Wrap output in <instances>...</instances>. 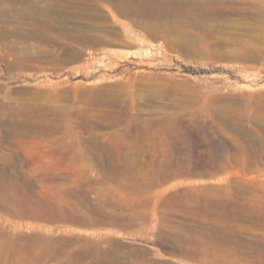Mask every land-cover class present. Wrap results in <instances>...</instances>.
Listing matches in <instances>:
<instances>
[{"label": "rangeland", "instance_id": "374dc122", "mask_svg": "<svg viewBox=\"0 0 264 264\" xmlns=\"http://www.w3.org/2000/svg\"><path fill=\"white\" fill-rule=\"evenodd\" d=\"M93 1L90 18L64 6L47 14L57 26L66 11L59 32L109 35L90 44L61 37L80 59L31 37L32 18L17 29V13L0 19L37 55L18 53L9 65L0 41V238L86 260L96 249L117 264H264V0H189L196 22L180 28L173 15L147 28L115 0Z\"/></svg>", "mask_w": 264, "mask_h": 264}, {"label": "bare ground", "instance_id": "6f19581e", "mask_svg": "<svg viewBox=\"0 0 264 264\" xmlns=\"http://www.w3.org/2000/svg\"><path fill=\"white\" fill-rule=\"evenodd\" d=\"M7 2L8 3V8L7 9H1L0 8V19L2 20V14L4 13L7 17H13V15L15 13H17L19 15V17H17L18 22L16 24L15 29L21 27V25L23 24V18L24 17H30L33 19V21L35 22V24L38 25V32L37 33H30L31 37H34L36 39L39 40V43H44L45 45H47L48 47H55L56 50H54L53 52L56 53L57 57H67L70 59H78L81 56V51L78 50V48L73 47H65L63 46V43L61 42V37H63L64 39H70V40H80L82 42V44H90L93 41H97L98 43L101 41H104L106 38L108 39V36L105 37H100V36H90V35H76L74 33H62L59 32L61 29H64V24H63V20L61 18L62 14H64L66 11H68L69 13H71L72 16L74 17H83V18H90L92 16H90V12L88 13V9L91 8L92 6H95V2L93 0H67V2H64L63 0H53V4L52 5H41V6H37V5H31L29 7H22L21 8H17L18 4H22L24 2H28L30 0H0V4L3 2ZM35 1V0H34ZM41 1V0H40ZM45 1V0H44ZM52 1V0H51ZM49 0V4H51V2ZM210 1V0H209ZM33 2V1H32ZM47 2V1H46ZM46 2H43V4H47ZM94 2V3H93ZM41 4V3H40ZM27 5V4H26ZM115 5L118 9V11L126 16H129L131 18V20L133 21V23L138 24V25H142L145 26L147 28H149L150 26L153 25L152 22V18H157V16H162V15H173L175 17V23L179 24V28L180 26H184L182 25V23L185 24L184 21H186V23H194L196 22L195 18L193 16H190L192 14V12H194V6H197L196 4H193L191 1L189 0H115ZM1 6V5H0ZM60 8V6H64L63 8L66 10L64 11V13L58 11L57 16V26H53L52 22L49 20V18H47V14L51 9L55 10L56 7ZM97 8V7H96ZM100 8V7H99ZM114 8V7H113ZM35 9L40 13V16H34V12ZM103 9V8H102ZM101 9V10H102ZM114 10V9H113ZM57 11V10H56ZM202 11V10H201ZM219 11V10H218ZM113 12V11H110ZM54 13V12H53ZM114 13V12H113ZM197 13V12H196ZM55 14V13H54ZM53 14V15H54ZM91 15H93L91 13ZM114 16V15H113ZM198 16V15H197ZM97 19H100L102 17V14L100 12L97 13V15L95 16ZM117 17V15H116ZM151 17V20H150ZM200 17V16H199ZM73 18V17H71ZM70 19V18H69ZM76 21L77 18H75ZM116 20V19H115ZM156 20V19H154ZM12 21V20H11ZM7 22V21H6ZM10 22V21H9ZM13 22V21H12ZM75 22V21H74ZM90 22V21H89ZM1 23V22H0ZM15 23V22H14ZM56 23V22H55ZM91 23V22H90ZM123 23V22H121ZM77 24V23H76ZM10 25V24H9ZM15 25V24H14ZM24 25V24H23ZM27 25V24H26ZM75 25V24H73ZM93 25V24H92ZM197 25V24H196ZM199 25V24H198ZM31 28V25H29ZM34 26V25H33ZM78 27H80L79 25H77ZM76 26V27H77ZM94 26V25H93ZM12 27V28H14ZM25 27V26H23ZM22 27V28H23ZM74 27V26H73ZM82 27V26H81ZM190 27V26H188ZM187 27V28H188ZM197 27V26H196ZM195 27V28H196ZM200 27V26H199ZM29 28V29H30ZM84 28L90 29L92 28L91 25L86 24L84 26ZM176 28V27H175ZM15 29L9 31L7 28L1 27L0 28V41L3 43L4 48L6 47V50L4 52H2L4 54V57L10 58V59H14L13 61H10L8 64L9 65H14L15 63L18 62V53L23 54V56L26 58V60L32 61L35 60L37 58V55L34 54H30L25 52V50L22 48L20 49L19 46H17V43L19 42H23V40H25V38H27L26 36L21 35L20 33L22 32H17ZM79 29V28H78ZM177 29V28H176ZM32 30V29H31ZM49 30H56V32H59L61 34H56V36L51 37L49 36L47 33L49 32ZM70 30V29H69ZM77 30V29H76ZM93 30V29H92ZM105 30H108L109 32L112 33H119L117 30V26L110 24L105 26ZM181 30V29H180ZM184 30V28H183ZM182 30V32H184ZM192 30V29H191ZM195 30V29H194ZM197 30V29H196ZM79 31V30H78ZM193 31V30H192ZM85 32V31H84ZM94 32V31H93ZM180 32V31H179ZM178 32V33H179ZM24 33V32H23ZM103 33V32H102ZM185 33V32H184ZM187 33V31H186ZM26 34V33H25ZM29 34V33H28ZM98 34V33H97ZM194 34V33H192ZM93 35V34H92ZM183 35V34H181ZM196 35V32H195ZM14 36V38L11 39V37ZM191 36V35H190ZM198 36V35H197ZM184 38V37H183ZM194 38V37H193ZM195 39V38H194ZM203 39V38H202ZM111 40V39H108ZM114 41H116L115 39H113ZM187 40V39H186ZM28 41V40H27ZM118 41V39H117ZM188 41V40H187ZM192 41V40H191ZM196 41V40H195ZM69 42V41H68ZM193 42V41H192ZM198 42V41H197ZM38 43V42H37ZM191 43V42H190ZM189 43V44H190ZM196 43V42H195ZM194 43V44H195ZM1 44V43H0ZM20 44V43H19ZM18 44V45H19ZM31 44V41H30ZM34 44L35 41H34ZM68 44V43H67ZM125 44V43H124ZM22 45V44H21ZM32 45V44H31ZM42 45V44H41ZM92 45V44H91ZM185 45V44H184ZM193 45V44H192ZM26 46V45H25ZM24 46V47H25ZM83 46V45H82ZM87 46V45H86ZM27 47V46H26ZM35 47V46H34ZM37 47V46H36ZM78 47V45H77ZM93 47V46H92ZM194 47V46H193ZM191 46V49H194ZM33 48V47H32ZM190 48V46H189ZM198 48V46H197ZM31 49V48H30ZM50 49V48H48ZM196 49V48H195ZM194 49V50H195ZM60 50L59 53H57ZM38 51L40 53H42L43 51H48L45 50L43 48V46H39ZM23 52V53H22ZM51 52V51H48ZM53 54V53H52ZM20 55V54H19ZM10 56V57H8ZM56 58V57H55ZM6 59V58H5ZM80 59V58H79ZM38 60V59H37ZM7 61V59H6ZM36 61V60H35ZM30 63H27L26 65H29ZM41 93V92H40ZM103 97V96H102ZM20 99V98H19ZM7 101V100H6ZM9 101V100H8ZM30 103V102H29ZM101 103V102H100ZM27 104V103H26ZM5 105V104H4ZM10 108V106H8ZM3 108V107H2ZM29 108V107H28ZM13 109V108H12ZM11 109V110H12ZM22 109V108H21ZM7 110V107H6ZM27 112V111H26ZM17 115V114H16ZM14 115V117L16 116ZM13 116V115H12ZM16 122V121H15ZM21 123V122H20ZM11 124V123H10ZM19 124V123H18ZM16 125V124H15ZM40 127V126H39ZM21 129V128H20ZM42 129V128H41ZM36 130V129H35ZM18 131V130H17ZM16 131V132H17ZM23 133V132H22ZM146 133V132H145ZM143 135V134H142ZM127 136V135H126ZM96 144V143H95ZM96 146V145H95ZM94 148V147H93ZM97 152L99 151L96 150ZM102 151V150H101ZM106 152V151H105ZM101 154V153H99ZM101 159V157H100ZM100 161V160H99ZM5 163V162H4ZM162 175V174H161ZM25 178V175H24ZM10 188V187H9ZM70 190V189H69ZM4 191V190H3ZM24 191V190H23ZM75 191V190H74ZM6 192V191H5ZM11 192V191H10ZM35 192V191H34ZM7 194V193H6ZM70 194V193H69ZM72 195V193H71ZM8 197V196H7ZM10 197V196H9ZM75 198V197H74ZM87 198V197H85ZM80 201V199H79ZM227 201V200H226ZM80 203V202H79ZM44 204V203H42ZM69 204V202H68ZM41 205V204H40ZM65 205V204H64ZM34 206V205H33ZM50 206V205H49ZM79 206V205H78ZM95 206V205H94ZM214 206V205H213ZM20 207V206H19ZM72 207V206H71ZM215 207V206H214ZM51 208V206H50ZM33 209V208H32ZM41 209V208H40ZM43 209V208H42ZM46 209V207H45ZM68 209V207L66 208ZM95 209V208H94ZM242 209V208H241ZM6 210V209H5ZM34 210V209H33ZM50 210V209H48ZM63 210V209H62ZM76 210V208H75ZM103 210V209H102ZM215 210V208H214ZM212 210V212L214 211ZM35 211V210H34ZM47 211V210H44ZM51 211V210H50ZM69 211V210H68ZM216 211V210H215ZM214 211V212H215ZM40 212V211H39ZM48 212V211H47ZM84 212V211H83ZM82 212V213H83ZM87 212V211H86ZM92 212V211H91ZM207 212V211H206ZM209 212V211H208ZM229 212V210H228ZM227 212V213H228ZM45 213V212H44ZM108 213V212H107ZM13 214V213H12ZM36 214V213H35ZM40 214V213H39ZM46 214V213H45ZM49 214V213H48ZM72 214V213H71ZM230 214V213H229ZM237 214V213H236ZM240 214V213H239ZM32 215V214H31ZM83 215V214H82ZM245 215V214H244ZM84 216V215H83ZM7 217V216H6ZM37 217V216H36ZM44 217V216H43ZM87 217V216H86ZM132 217V216H131ZM203 217V216H202ZM22 218V217H21ZM53 218V216H52ZM50 218V219H52ZM55 218V217H54ZM110 218V217H109ZM239 218V217H238ZM255 218V217H254ZM67 219V218H66ZM87 219V218H86ZM97 219V218H96ZM226 219V218H225ZM234 219V218H233ZM259 219V218H258ZM64 220V219H63ZM205 220V219H204ZM217 220V219H216ZM56 221V220H55ZM108 221V220H107ZM118 221V220H117ZM248 221V220H246ZM245 221V222H246ZM264 221V220H263ZM262 221V222H263ZM24 222V221H23ZM34 222V221H33ZM116 222V220H115ZM240 222V220H239ZM114 223V222H113ZM117 223V222H116ZM258 223V222H257ZM12 224V223H11ZM30 224V223H29ZM109 224V223H108ZM253 224V222H252ZM27 225V224H26ZM37 225V224H36ZM86 225V224H85ZM115 225V224H114ZM128 225V224H127ZM232 226V225H231ZM127 227V226H126ZM259 227V226H258ZM2 228V227H1ZM203 228V227H202ZM218 228V227H217ZM198 230V229H197ZM222 230V229H221ZM238 230V229H237ZM262 231V230H261ZM201 232V231H200ZM263 232V231H262ZM206 233V232H204ZM203 233V234H204ZM224 231H217V238H220V236L222 237L224 235ZM17 235V234H16ZM186 236V235H185ZM210 236V235H209ZM212 236V235H211ZM180 237V236H179ZM2 238V237H1ZM0 238V264H48V261L50 260H54V264H63L62 262L64 261H69V264H117L118 263V259L115 258L117 257L116 252L115 255L116 256H112L111 254H109L108 252L104 253V252H98V251H88V255L91 254L93 255V259L90 260H86L84 257H86L85 253H79V254H75V256H72L73 254H71V256L69 257L67 253L65 252H61L58 250H47V251H43V252H39L37 251V249L35 248H29L28 246L31 247V245H23L17 248L15 245L14 248V242L10 241L9 238L7 237H3L2 239ZM35 238V237H34ZM57 238V237H56ZM173 238V237H172ZM28 240V239H27ZM54 240V239H52ZM57 240V239H56ZM55 240V241H56ZM63 240V238H62ZM215 240V238H214ZM254 240V238H253ZM16 241V240H15ZM32 241V240H31ZM185 241V240H184ZM217 241V240H216ZM219 241V240H218ZM28 242V241H27ZM57 242V241H56ZM64 242V240L60 243L62 245V243ZM66 242V241H65ZM76 242V241H75ZM201 242V241H200ZM225 242V241H224ZM67 243V242H66ZM73 244V242H71ZM87 243V242H86ZM221 243V242H220ZM247 243V242H246ZM257 243V242H256ZM40 244V243H39ZM71 244V245H72ZM80 244V243H79ZM195 244V243H194ZM60 245V246H61ZM66 245V244H64ZM62 245V246H64ZM78 243L76 244V248H77ZM87 244H85L84 246H86ZM207 244H205L206 246ZM222 245V244H221ZM241 245V244H240ZM259 245V244H258ZM41 246V245H40ZM43 246V245H42ZM59 246V247H60ZM82 246V245H81ZM90 246V245H89ZM194 246V245H193ZM198 248V245H196ZM213 246V245H211ZM220 246V244H219ZM44 247V246H43ZM97 247V246H95ZM181 247V246H180ZM223 247V246H222ZM260 247V246H259ZM67 248V247H65ZM65 248H63L62 250H64ZM79 248V247H78ZM77 248V250H78ZM82 248V247H81ZM81 248L79 250H81ZM86 248V247H85ZM90 248H92V246H90ZM212 248V247H211ZM210 248V249H211ZM219 248V247H218ZM217 248V249H218ZM225 248V247H223ZM243 248V247H242ZM251 248V247H250ZM45 249V248H44ZM48 249V248H47ZM93 249V248H92ZM181 249V248H180ZM185 249V248H184ZM214 249V248H212ZM227 249V248H225ZM247 249V248H246ZM61 250V248L59 249ZM78 250V251H79ZM83 250V248H82ZM87 250H90L89 248ZM98 250V247H97ZM101 250V249H100ZM105 251H107V249H104ZM103 250V251H104ZM115 250V249H114ZM215 250V249H214ZM221 250V249H220ZM65 251V250H64ZM70 251V250H69ZM83 251H86L83 250ZM192 251V250H191ZM229 251V250H228ZM249 251V250H248ZM184 252V250L182 251ZM253 252V251H252ZM71 253V252H69ZM78 253V252H77ZM187 253V252H186ZM184 253V254H186ZM208 255L210 256V254H208L209 252H188V255L190 258L189 260H194V261H200V260H209V257L205 256ZM221 253V252H220ZM232 253V252H230ZM229 253V254H230ZM121 254V253H120ZM124 254V253H123ZM145 254V253H144ZM146 255V254H145ZM212 255V254H211ZM232 256V254H230ZM125 256V255H124ZM127 256V255H126ZM143 256V255H142ZM222 256V255H221ZM220 256V257H221ZM253 257V256H252ZM251 257V258H252ZM138 258V257H137ZM142 257H140L139 259H141ZM144 258V257H143ZM199 259V260H198ZM211 259V258H210ZM214 259V258H213ZM136 260V258H135ZM145 260V259H144ZM188 260V259H187ZM147 261V258H146ZM222 261V260H221ZM226 261V260H225ZM250 261V260H249ZM137 262V261H136ZM135 262V264H136ZM213 262V261H211ZM144 263V262H143ZM146 263V262H145ZM200 263V262H199ZM218 263V262H217ZM228 263V262H227ZM240 263V262H239ZM133 264V263H132ZM139 264V262H138ZM149 264V263H147ZM167 264V263H166ZM186 264H192L191 262H187ZM208 264V263H207ZM215 264V263H213Z\"/></svg>", "mask_w": 264, "mask_h": 264}]
</instances>
